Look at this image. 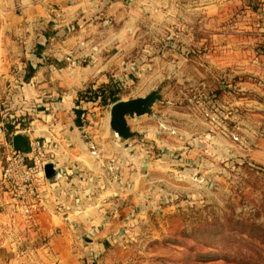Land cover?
Here are the masks:
<instances>
[{
  "label": "rangeland",
  "instance_id": "rangeland-1",
  "mask_svg": "<svg viewBox=\"0 0 264 264\" xmlns=\"http://www.w3.org/2000/svg\"><path fill=\"white\" fill-rule=\"evenodd\" d=\"M23 2L14 0L15 5ZM85 2L86 9L69 13L50 1L53 17L64 22V35L107 39L133 16L134 29H127L132 45L121 47L125 44L121 38L103 51L107 58L123 53L122 64L116 59L100 79L88 80L71 108L65 103L71 102L69 96L75 91L59 75L64 63L48 59L56 66L54 75L47 71L49 78L40 82L39 90L28 95L25 90V107L4 112L7 136L2 141H10L16 129L29 138L45 140L46 135L36 129L45 122L47 131L57 132L55 118L47 117L59 110L62 116L69 109L65 120L73 119L92 153L97 148L95 133L106 130L103 123L114 135L109 123L113 90L119 98H128L159 88L163 99L154 104L153 113L129 120L132 127L142 117L162 126L151 127V137L146 135L148 129H139L142 136L121 143H140L152 160L176 164L165 172L153 165L151 172L164 176V188L151 203L134 202L128 213L119 199L109 205L111 214L119 216L111 241L98 234L88 241V228L82 229L79 239L84 246L74 250L82 264H264V0ZM47 29L48 37L55 35L60 29L56 19ZM240 53L245 63L244 88L233 86L240 72L231 68L233 62L227 63L228 56L233 61ZM31 66L26 80L34 73ZM228 67L233 72L230 79ZM223 93L227 94L224 100ZM61 102L64 106L59 107ZM76 108L83 110L81 124ZM37 109L46 115L34 116ZM176 128L188 129L189 135L178 134ZM49 139L55 151L51 135ZM102 241V251L93 248Z\"/></svg>",
  "mask_w": 264,
  "mask_h": 264
},
{
  "label": "crops",
  "instance_id": "crops-1",
  "mask_svg": "<svg viewBox=\"0 0 264 264\" xmlns=\"http://www.w3.org/2000/svg\"><path fill=\"white\" fill-rule=\"evenodd\" d=\"M50 1L56 2L60 9H65L69 13H76L78 8L86 9L87 7L85 0L77 4L71 3V0H40L38 3L25 0L18 5H15L14 0H0V142L7 136L2 125L5 121L4 112L6 110L9 112V108L15 110L25 107L27 102L22 98L25 90L28 92L26 95L39 90L43 85L40 82L54 75L56 66L48 59L56 58L62 60L64 64L72 60L69 65H62L63 73L59 74L64 84L75 91L69 96L71 102L65 103V105L71 104L69 107L72 108V100L88 80L93 76L100 77L103 73L106 74L116 59L118 64L119 62L122 64L123 57L120 54L123 53L107 58L104 57V48L117 43L121 38L125 39V44H121V47L129 48L132 45L131 35L127 31L134 29L131 27L134 21L133 16L124 23L123 28L126 31L121 28L111 38L106 39L99 35L90 39L80 35L68 36L64 35L65 27H61L64 22L53 17L52 12L55 8ZM55 19L60 29L54 36L48 37L47 28ZM39 44H41L40 48ZM50 55L52 57H49ZM242 55L238 54L233 61L226 55L227 63L233 62L231 68L238 69L237 71L240 72L237 75L238 78L231 82L236 88L246 87V81L242 75L245 69ZM235 63H237L236 66ZM28 65L35 67V70L30 79L26 80L25 76L29 72ZM227 70L229 72L226 74L230 79L229 75L231 77L232 71L229 67ZM47 71L52 73L46 76ZM262 80L259 81L261 84ZM225 96H227L226 93L222 100ZM240 101L244 102L243 98ZM61 105L64 106L62 102L59 107H62ZM68 110L62 116V110H59L60 112L54 111L47 117L51 121L55 118L57 132L47 131L50 129L45 122L43 126L36 129L41 135L45 134L48 137L51 135L57 156L64 160L66 166L74 170L73 175H70L68 179L63 178L61 185L48 193V197L56 198L59 204L66 202L70 205L68 215L64 214V210L63 212L56 210L55 201L51 199L48 211L40 213L33 225L23 224L21 232L16 233L7 224L5 213L0 211V264H82L79 259L80 254L74 252L75 249L79 250L84 246L79 239L82 229L97 228V236L106 237L111 241L110 236L117 228L119 216L111 214L109 205L119 199L127 213L132 210L134 202L144 203L146 206L147 202L151 203L149 201L163 194L159 190L164 188L162 187L164 176L151 172L154 169L153 165L155 168L157 165L160 166L164 172L168 167L175 168L176 162L173 160L172 162L161 158L152 160L151 157H147L145 148L140 143L135 142L134 146L119 143L118 138L112 135L104 123L106 130L96 131L93 139L97 148H94L95 151L90 149L92 153H89L82 137L83 133L75 129L73 119L65 120ZM31 112L30 110L29 113ZM44 112L37 109L33 115H46ZM56 112L57 117H54ZM179 112L184 113L181 110ZM192 119L194 122V117ZM160 126L153 125L147 117H142L132 128L148 129L146 135L151 137L150 128L158 130ZM176 130L178 134L189 135L188 129L176 128ZM191 130H193L192 127ZM163 161L166 163H161ZM89 176L93 179H89ZM86 187L92 189L90 194H85ZM74 193L78 195L79 200L75 199ZM3 196L0 190V202ZM114 196L116 197L113 198ZM125 216L126 214L123 219ZM104 246L105 242L102 241L93 248L102 251Z\"/></svg>",
  "mask_w": 264,
  "mask_h": 264
},
{
  "label": "built area",
  "instance_id": "built-area-1",
  "mask_svg": "<svg viewBox=\"0 0 264 264\" xmlns=\"http://www.w3.org/2000/svg\"><path fill=\"white\" fill-rule=\"evenodd\" d=\"M28 140L26 150L15 147L11 139L2 141L4 149L0 151V190L4 194L0 211L5 213L7 224L16 233H20L23 224L35 223L40 213L48 211L51 199L59 212L64 210L68 215L70 210L69 204H59L56 198L48 197V193L59 187L63 178L73 175L74 170L57 156L48 136L41 140L39 136L30 135ZM50 160L61 170L57 180H50L45 174V164ZM74 196L79 200L77 194Z\"/></svg>",
  "mask_w": 264,
  "mask_h": 264
},
{
  "label": "water",
  "instance_id": "water-1",
  "mask_svg": "<svg viewBox=\"0 0 264 264\" xmlns=\"http://www.w3.org/2000/svg\"><path fill=\"white\" fill-rule=\"evenodd\" d=\"M162 99L161 90L159 88H153L144 94L128 98H119L112 102L109 115L110 129L118 138L119 143H121V141L126 142L130 138L136 136H142L140 130L132 128L129 119L153 113L154 104ZM81 128L83 127L81 126ZM12 142L15 147L26 150L29 140L27 135L21 132H15L12 135ZM148 155L149 154H147V156ZM45 174L50 180H57L58 176L61 174V170L50 160L45 164ZM89 179H93V177L89 176ZM90 192V188L85 189L86 194ZM97 232V228H88L87 232H85L87 233V240L92 241L93 236L97 235ZM121 232H123V229H121Z\"/></svg>",
  "mask_w": 264,
  "mask_h": 264
},
{
  "label": "trees",
  "instance_id": "trees-1",
  "mask_svg": "<svg viewBox=\"0 0 264 264\" xmlns=\"http://www.w3.org/2000/svg\"><path fill=\"white\" fill-rule=\"evenodd\" d=\"M40 46H41V44H39V47ZM31 70L34 71L35 70V67L31 66ZM116 92H117L116 90H113V92H112L113 93L112 102L115 101V100H117V99H119V96H116ZM75 112H76L77 122L81 124L82 123L81 122V117H82L83 110L81 108H76L75 109ZM7 126H8V128L10 127V129L13 128V125L12 124H7Z\"/></svg>",
  "mask_w": 264,
  "mask_h": 264
},
{
  "label": "bare ground",
  "instance_id": "bare-ground-1",
  "mask_svg": "<svg viewBox=\"0 0 264 264\" xmlns=\"http://www.w3.org/2000/svg\"><path fill=\"white\" fill-rule=\"evenodd\" d=\"M95 155H97V154H95Z\"/></svg>",
  "mask_w": 264,
  "mask_h": 264
}]
</instances>
